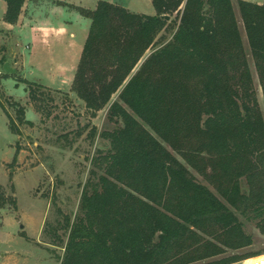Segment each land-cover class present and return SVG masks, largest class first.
<instances>
[{"label":"trees","instance_id":"obj_1","mask_svg":"<svg viewBox=\"0 0 264 264\" xmlns=\"http://www.w3.org/2000/svg\"><path fill=\"white\" fill-rule=\"evenodd\" d=\"M4 1L14 24L25 0ZM236 4L264 97V2ZM152 5L154 14L106 0L77 7L90 25L72 91L91 116L109 104L115 128L100 133L107 143L65 223L59 264H257L260 252L225 255L252 243L241 217L264 233V112L234 2ZM20 81L39 111L44 86ZM13 203L0 187V209Z\"/></svg>","mask_w":264,"mask_h":264},{"label":"rangeland","instance_id":"obj_2","mask_svg":"<svg viewBox=\"0 0 264 264\" xmlns=\"http://www.w3.org/2000/svg\"><path fill=\"white\" fill-rule=\"evenodd\" d=\"M236 1L233 0L240 32L248 53L259 105L264 112V97L249 55ZM5 8V1L0 0V48H12L9 55L4 53L0 58V100L7 113L18 124L20 135L10 130L8 119L0 105V187L6 195L14 198L13 204L0 209V264H59V257L63 255L61 240L65 242L69 233L65 229V223L67 220L73 222L79 213L81 194L91 177L92 160L107 143L100 133L112 130L115 124L107 119L109 104L91 116L85 103L72 91L71 73L75 71L88 23L85 29L84 26L79 29L77 27L74 45L57 43L37 48L34 64L30 66L25 61L30 54L26 43L20 41L18 46L14 39L4 37ZM135 9L142 13H155L152 4L147 8L140 3L137 8H132ZM170 19L176 20L175 14ZM165 35L170 37L171 34L168 31ZM69 46L70 49L67 50ZM14 56L17 63L12 60ZM6 59L11 61L12 68L15 67L10 75H5L2 70V63ZM54 61L66 65V69L49 68L51 64L55 66ZM8 77L17 85L14 88L9 86L14 93H19L24 86V97L7 93V85L1 79ZM51 78H56L54 80L59 82L50 83L53 80ZM20 79L44 86L40 100L36 101L39 111L29 100L27 85ZM116 99L117 93L112 96L111 101ZM18 106L24 108V119L29 120V117L32 124L18 121ZM17 146L19 151L13 159ZM195 175L198 181L206 183L200 175ZM241 220L252 243L238 251L228 250L225 255L245 252H260L257 257L264 255V233L256 226L257 220L242 217ZM241 261L230 264H240Z\"/></svg>","mask_w":264,"mask_h":264},{"label":"crops","instance_id":"obj_3","mask_svg":"<svg viewBox=\"0 0 264 264\" xmlns=\"http://www.w3.org/2000/svg\"><path fill=\"white\" fill-rule=\"evenodd\" d=\"M98 1L99 0H25L22 5L21 13L16 23L10 24L3 20L4 37L5 39H14L15 44L18 46L19 43L21 42L26 43L28 48H30V54L27 55L25 61L28 63V65L31 66L32 64H34L33 62L35 61L37 48H39L40 46L43 47L44 45H46V47H50L57 43L64 45L65 44L74 45L75 44L74 40L77 38L76 35L77 27L79 29L80 26H84L85 29L88 23V29H89V25H90V19L82 16L79 13V11L75 10V8L82 7L92 10L96 7ZM106 1L122 5L128 10L137 13H142V12H139L136 9L132 10V8L133 9L137 8L140 5V3L144 4L147 8H149L150 5L152 4V0H106ZM145 14L148 13L145 12ZM0 33H2V31H0ZM87 33L88 30L85 36H87ZM82 47L83 45L81 46V50ZM0 49H1L0 58L2 57V55H4V53L9 55V53H11L9 51L12 50V48H4V50L3 48ZM66 49L69 50L70 46ZM81 50H80V54H81ZM12 60H14L15 63H17V58L15 56L13 57ZM6 61L7 59L3 61V63H5ZM8 63L9 66L11 67L12 63L10 60ZM54 63L55 66L51 64L49 65V68L66 69V65L62 64L61 62L54 61ZM77 63L78 61H76V66ZM70 65H72V63ZM74 73L75 71L71 73L72 78L74 76ZM51 79L53 80L50 83L59 82L58 80L57 81L54 80L56 78H51ZM1 80L4 85H7L6 90L9 95L18 96L20 98L24 97L23 96L25 95L24 86L21 88L19 93H14L12 87L14 88L17 85L14 82H13L14 84L12 83V78L11 77H8L6 79L2 78ZM10 85H12L11 88L9 87ZM27 119L30 120L29 117ZM252 258L253 257L244 259L242 260V262L248 264V262H250Z\"/></svg>","mask_w":264,"mask_h":264},{"label":"water","instance_id":"obj_4","mask_svg":"<svg viewBox=\"0 0 264 264\" xmlns=\"http://www.w3.org/2000/svg\"><path fill=\"white\" fill-rule=\"evenodd\" d=\"M3 70L8 73H13L15 70L9 66L8 62L3 64Z\"/></svg>","mask_w":264,"mask_h":264},{"label":"built area","instance_id":"obj_5","mask_svg":"<svg viewBox=\"0 0 264 264\" xmlns=\"http://www.w3.org/2000/svg\"><path fill=\"white\" fill-rule=\"evenodd\" d=\"M257 264H264V255L258 256Z\"/></svg>","mask_w":264,"mask_h":264}]
</instances>
